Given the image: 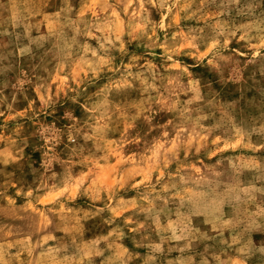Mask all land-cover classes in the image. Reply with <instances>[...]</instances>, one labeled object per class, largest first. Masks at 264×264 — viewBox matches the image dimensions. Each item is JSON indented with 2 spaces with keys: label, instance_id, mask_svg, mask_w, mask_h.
Here are the masks:
<instances>
[{
  "label": "rangeland",
  "instance_id": "rangeland-1",
  "mask_svg": "<svg viewBox=\"0 0 264 264\" xmlns=\"http://www.w3.org/2000/svg\"><path fill=\"white\" fill-rule=\"evenodd\" d=\"M0 264H264V0H0Z\"/></svg>",
  "mask_w": 264,
  "mask_h": 264
}]
</instances>
